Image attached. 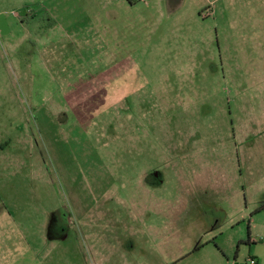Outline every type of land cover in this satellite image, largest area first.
Listing matches in <instances>:
<instances>
[{
	"label": "rangeland",
	"instance_id": "1",
	"mask_svg": "<svg viewBox=\"0 0 264 264\" xmlns=\"http://www.w3.org/2000/svg\"><path fill=\"white\" fill-rule=\"evenodd\" d=\"M0 15V259L245 264L264 248V0Z\"/></svg>",
	"mask_w": 264,
	"mask_h": 264
},
{
	"label": "crops",
	"instance_id": "2",
	"mask_svg": "<svg viewBox=\"0 0 264 264\" xmlns=\"http://www.w3.org/2000/svg\"><path fill=\"white\" fill-rule=\"evenodd\" d=\"M0 24L5 25V20H4V18H3L2 15H0ZM253 242H255V241H253ZM3 243H6V244H7L6 241H3ZM263 245H264V244H263ZM263 247H264V246H263ZM249 256H253V257H255L256 260H257V264H264V262L262 261V260H263L262 258H264V248L261 249V250H259V252L257 251V253H254V254L249 255ZM21 257H22V256H21ZM21 257H20V260H21ZM6 260H7V261H6ZM260 260H261V261H260ZM16 262H17V261H15L14 264H16ZM0 264H12V263H11V260H8V258L1 257V259H0Z\"/></svg>",
	"mask_w": 264,
	"mask_h": 264
},
{
	"label": "built area",
	"instance_id": "3",
	"mask_svg": "<svg viewBox=\"0 0 264 264\" xmlns=\"http://www.w3.org/2000/svg\"><path fill=\"white\" fill-rule=\"evenodd\" d=\"M245 264H257V261H256L255 257L248 256V258L245 261Z\"/></svg>",
	"mask_w": 264,
	"mask_h": 264
}]
</instances>
